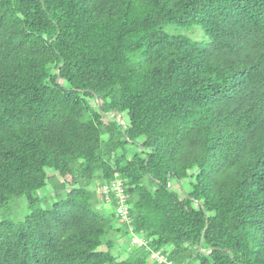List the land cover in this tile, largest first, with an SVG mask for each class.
<instances>
[{
	"label": "trees",
	"instance_id": "trees-1",
	"mask_svg": "<svg viewBox=\"0 0 264 264\" xmlns=\"http://www.w3.org/2000/svg\"><path fill=\"white\" fill-rule=\"evenodd\" d=\"M116 174L146 245L99 205ZM17 197L0 264H264V0H0V204Z\"/></svg>",
	"mask_w": 264,
	"mask_h": 264
},
{
	"label": "rangeland",
	"instance_id": "rangeland-1",
	"mask_svg": "<svg viewBox=\"0 0 264 264\" xmlns=\"http://www.w3.org/2000/svg\"><path fill=\"white\" fill-rule=\"evenodd\" d=\"M164 31L171 35H181L188 37L196 42L200 43H208L209 39L206 37L204 31L200 26H195L191 29H184L177 25H168L164 27ZM98 186V185H97ZM93 187V189L96 187ZM177 186V185H176ZM49 188V187H48ZM42 190L39 192L40 196L42 197V205L48 206L49 204H53L55 201L54 193L52 192V189ZM104 204V208L111 209L112 204L109 202L104 203L103 200H100L99 205L102 206ZM30 213L29 203L25 197H17L13 198L9 203L6 204H0V221L3 219H12L15 221H20L24 219L28 214ZM128 236L121 237L118 242L120 245L125 244L124 247H127V242H130ZM117 247L115 249V253H120L122 248ZM102 250L105 249V247H101Z\"/></svg>",
	"mask_w": 264,
	"mask_h": 264
},
{
	"label": "built area",
	"instance_id": "built-area-1",
	"mask_svg": "<svg viewBox=\"0 0 264 264\" xmlns=\"http://www.w3.org/2000/svg\"><path fill=\"white\" fill-rule=\"evenodd\" d=\"M96 191L99 195L103 196L108 202L112 201L113 199L116 200L117 213L119 218L130 226V235H127L129 237V240H131L130 242L137 244L138 246L146 245L147 241L138 234L134 233L133 228L131 226L130 205L128 203V195L126 193L125 180L118 174H116V176L110 182L99 184L96 187ZM130 242H127V244H129ZM122 246L124 247L125 244H122ZM153 257L158 260V262L161 264H173L159 252L153 253Z\"/></svg>",
	"mask_w": 264,
	"mask_h": 264
},
{
	"label": "water",
	"instance_id": "water-1",
	"mask_svg": "<svg viewBox=\"0 0 264 264\" xmlns=\"http://www.w3.org/2000/svg\"><path fill=\"white\" fill-rule=\"evenodd\" d=\"M108 118H115V117H118V120L120 123H124V117L122 115V113H114V114H105ZM205 209V207H204Z\"/></svg>",
	"mask_w": 264,
	"mask_h": 264
}]
</instances>
